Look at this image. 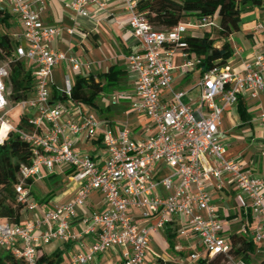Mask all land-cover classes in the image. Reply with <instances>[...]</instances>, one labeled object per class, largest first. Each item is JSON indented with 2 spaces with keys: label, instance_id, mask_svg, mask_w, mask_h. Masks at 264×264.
<instances>
[{
  "label": "built area",
  "instance_id": "built-area-1",
  "mask_svg": "<svg viewBox=\"0 0 264 264\" xmlns=\"http://www.w3.org/2000/svg\"><path fill=\"white\" fill-rule=\"evenodd\" d=\"M45 1L0 0V13L9 14L23 30L22 42L15 45L12 59L36 66L33 97L15 105L33 112L27 122L30 131H17L7 118L9 66L0 63V131L4 124L8 125L0 144L10 133H17L31 147V164L21 168L15 187L16 202L24 205L27 212H35L37 205L30 202L26 181L40 180L42 170L52 173L55 168L67 167L71 180L79 187L71 201L33 216L24 226L0 222V249L11 252L23 264H37L39 249L88 237L93 241L72 255L70 264H93L95 258L112 250L119 251L121 264H143L152 237L165 232L171 219L177 217L179 238L195 237L202 250L201 254H189L188 261L179 264H195L206 256L226 257L228 264H251L258 259L264 264V178L250 174L238 161L227 159L218 140L225 109L236 105L243 96H264V53L254 54L245 62L241 75L228 64L202 74L198 105L186 106L182 103L184 93L172 88V55L179 52L187 69L199 68L201 60L187 52V30L217 31L219 25L214 24V19L202 18L180 23L170 32H158L136 11L139 0H118L140 47L138 53L125 57L128 70L135 75V101L130 110L146 117L155 134L135 140L126 127L117 132L106 129L101 132L104 158L96 161L88 154L75 152L71 139L94 138L100 130L99 123L92 116L80 122H62L65 108L50 104L49 79L59 63L75 73L90 72L91 64L50 49L62 30L42 23ZM67 7L73 15L88 18V8L104 11L105 6L103 0H72ZM253 30L264 33V25L257 24ZM71 90L67 84L65 97H70ZM162 93H167L170 100L161 101ZM257 118L264 155V112ZM44 125L45 133L40 132ZM158 165L168 169L169 176L155 180ZM223 177L236 187L239 209L248 212L254 221L251 231L242 225L238 234L254 247L246 261L229 257V239L223 235V225L209 196L210 187L222 191ZM159 187L173 192L163 198L157 194ZM92 193L101 195L106 209L90 213L83 221L82 234L75 235L72 224ZM151 257L159 259L152 253Z\"/></svg>",
  "mask_w": 264,
  "mask_h": 264
},
{
  "label": "crops",
  "instance_id": "crops-1",
  "mask_svg": "<svg viewBox=\"0 0 264 264\" xmlns=\"http://www.w3.org/2000/svg\"><path fill=\"white\" fill-rule=\"evenodd\" d=\"M71 1L46 0L40 18L44 25L62 30L61 36L50 45V49L66 57L71 56L90 63L91 71L81 70L75 73L66 64L59 63L53 69L49 79L50 104L52 106L62 105L65 108L62 122H80L83 118L92 116L99 123L100 130L94 138H73L71 142L75 152L88 154L96 161H101L104 158L101 145L102 131L111 129L117 132L126 127L135 140H142L155 134L154 128L146 117L135 115L130 110L131 104L135 101V75L128 70L125 57L138 53L140 47L127 26L128 15L120 1L103 0L104 11L90 7L87 9L88 18L73 15L67 7ZM5 17L7 24L3 30L15 45L22 42L23 30L21 26L9 14H5ZM187 20L188 22L196 21L192 17ZM240 21L239 32L227 40L233 52L227 64L235 73L241 75L245 62L249 61L254 54L264 53V33H256L253 30L257 24L264 25V10L256 8L245 12L241 15ZM214 32L217 31L188 29L186 37L199 38L209 35L216 41L214 47L220 48L223 41L214 38ZM171 62L173 90L184 93L182 98L184 105L196 107L200 95L198 85L202 77L200 69L191 70L183 67V60L179 52L172 55ZM28 65L35 81L36 66L30 63ZM88 77H93L103 87L102 92L90 104H75L61 97L65 96L67 84L72 87L77 78L87 79ZM33 95L34 92L31 98ZM169 100L170 97L167 93L161 94V101ZM239 102L241 103V112L239 103H237L222 113L218 127V140L225 149L227 159L238 161L250 174L264 178V155L261 150V130L257 118L261 112H264V96L251 99L246 95L241 97ZM20 111L28 118L33 116L32 111ZM40 130L45 133L46 126L40 127ZM169 174L170 171L162 165H158L154 169L155 180H161ZM70 176L71 170L67 167H60L55 168L52 173L42 170L40 180H31L27 189L30 202L37 205V210L27 212L20 225L24 226L27 220L33 216H40L45 210L71 201L79 186L71 180ZM58 178L62 180L63 187L55 185L54 181ZM223 180L222 191L218 192L210 187L208 192L211 202L216 208L217 219L223 225V235L230 239L231 236L239 234L242 225H247L251 231L254 221L248 212L239 209L236 200V187L228 182L227 177H223ZM172 192V189L164 191L161 187L157 188V194L163 198L171 195ZM63 196L66 197L65 201L60 200ZM105 209L106 206L101 195L92 193L85 209L78 211L77 220L72 224L71 232L81 235L85 228L83 221L89 214L101 213ZM179 223L180 219L173 217L166 231L153 236L150 242L158 241L165 248L174 251V256L169 258L172 259L171 262L177 263L184 261L182 252L197 253L195 248L199 247V242L191 235L178 240ZM92 241L93 239L84 237L77 241L56 242L44 247V253L51 254L56 250L64 251L63 264H70L71 256L81 250L83 245L86 246ZM151 253L157 255L164 262H170L165 256L153 252L149 247L143 264H155ZM93 264H121L119 251L112 250L102 257H97Z\"/></svg>",
  "mask_w": 264,
  "mask_h": 264
},
{
  "label": "trees",
  "instance_id": "trees-1",
  "mask_svg": "<svg viewBox=\"0 0 264 264\" xmlns=\"http://www.w3.org/2000/svg\"><path fill=\"white\" fill-rule=\"evenodd\" d=\"M264 10V0H139L136 11L142 14L145 21L154 31L170 32L178 24L189 17L196 20L202 18L217 19L219 28L217 40H222L220 48L214 47L215 40L209 35L203 37H186L187 52L194 54L201 60L199 67L202 74L214 67L227 64L233 52L227 42L230 36L239 32L240 18L245 12L252 9ZM7 24L5 15L0 13V63L6 62L9 66L7 82L8 101L14 106L24 100L30 99L34 92V79L27 62L12 59L15 44L3 30ZM103 90L93 77L77 78L72 86L70 97L63 99L75 104H90ZM58 99H60L58 97ZM240 100V99H239ZM239 110L241 103L239 102ZM28 117L22 115L14 125L17 131H30L27 126ZM32 160L31 147L23 142L17 133H10L7 139L0 144V222L11 225H20L27 211L24 205L16 202L15 187L19 182L22 167L30 166ZM26 181V185L31 184ZM229 257L233 259L248 260V254L253 253L254 247L248 239L233 235L229 239ZM64 251L56 250L51 254L38 250L37 264H63ZM228 264L223 256L208 258L207 256L195 264ZM0 264H23L15 259L14 255L0 249ZM155 264H179L177 262H164L160 259Z\"/></svg>",
  "mask_w": 264,
  "mask_h": 264
},
{
  "label": "rangeland",
  "instance_id": "rangeland-1",
  "mask_svg": "<svg viewBox=\"0 0 264 264\" xmlns=\"http://www.w3.org/2000/svg\"><path fill=\"white\" fill-rule=\"evenodd\" d=\"M186 22H188L187 19H185V20L183 21V23H186ZM213 22H214L215 25L218 24L217 19H214ZM0 32H2L1 29H0ZM213 37L217 39V32H214V33H213ZM8 112H9V113H8V117H7V118H8V120H9V123H10L11 125H13V126L16 124V122L18 121V119H19L22 115H24V113H22L19 109L15 108V106H14L12 103H9V106H8ZM54 183H55V185L57 184L59 187H61V186L63 187V185H62V180L59 179V178L56 179V180L54 181ZM65 196H66V195H65ZM65 196H63L60 200L65 201V200H66V199H65V198H66ZM178 240L180 241L181 238H178ZM149 247H150V249H151L153 252L165 256L166 259H167L168 261L170 260V262H171L172 259H170L169 257L174 256V253H175L174 251H170L168 248H165V247H164L163 245H161L158 241H155V242L150 243V244H149ZM182 247H183V245H182ZM195 250H196L197 253H202L201 248L198 247V246H197V248H195ZM172 253H173V254H172ZM181 255H182V259H183L184 261H188V258H189V252H187V251L182 252ZM167 257H168V258H167ZM221 264H222V263H221ZM251 264H262V259H258V260L252 261Z\"/></svg>",
  "mask_w": 264,
  "mask_h": 264
},
{
  "label": "bare ground",
  "instance_id": "bare-ground-1",
  "mask_svg": "<svg viewBox=\"0 0 264 264\" xmlns=\"http://www.w3.org/2000/svg\"><path fill=\"white\" fill-rule=\"evenodd\" d=\"M8 131V125L4 124L0 131V139L4 137L5 133Z\"/></svg>",
  "mask_w": 264,
  "mask_h": 264
}]
</instances>
